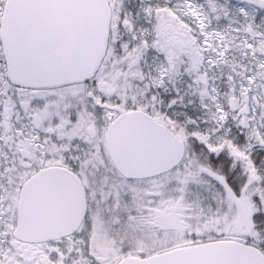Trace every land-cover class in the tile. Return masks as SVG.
I'll use <instances>...</instances> for the list:
<instances>
[{
	"label": "snow or ice",
	"instance_id": "obj_1",
	"mask_svg": "<svg viewBox=\"0 0 264 264\" xmlns=\"http://www.w3.org/2000/svg\"><path fill=\"white\" fill-rule=\"evenodd\" d=\"M0 264H264V0H0Z\"/></svg>",
	"mask_w": 264,
	"mask_h": 264
}]
</instances>
